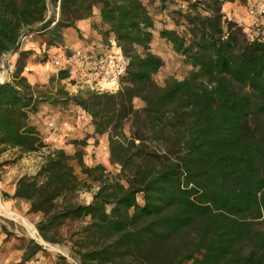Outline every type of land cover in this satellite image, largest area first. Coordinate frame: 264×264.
<instances>
[{"label":"trees","instance_id":"1","mask_svg":"<svg viewBox=\"0 0 264 264\" xmlns=\"http://www.w3.org/2000/svg\"><path fill=\"white\" fill-rule=\"evenodd\" d=\"M179 1L186 8L170 11ZM224 1L246 0H0V66L5 54L18 53L12 80L0 83V153L48 147L30 116L42 105L70 103L94 133L107 135L110 162L119 166L112 174L85 165L82 149H49L34 174L17 179L12 196L2 194L40 215L43 241L60 243L65 223L82 222L67 238L78 264H264V39L248 38L224 15ZM95 7L102 43L112 40L128 58L119 88L70 94L31 85L23 71L33 53L19 49L20 35L44 33L41 45L56 52L34 60L49 62L66 46L63 29ZM160 13L176 27H157ZM154 30L191 66L187 77L154 80L164 65L150 50ZM70 78L60 68L50 82ZM90 184L91 201L78 202ZM2 229L8 240L13 232ZM18 246L20 264L45 252L31 238ZM55 264L70 263L60 254Z\"/></svg>","mask_w":264,"mask_h":264},{"label":"crops","instance_id":"2","mask_svg":"<svg viewBox=\"0 0 264 264\" xmlns=\"http://www.w3.org/2000/svg\"><path fill=\"white\" fill-rule=\"evenodd\" d=\"M180 4L178 6L184 7V1H179ZM264 2V0H246L245 4H241L238 1H224L222 4V11L224 15L239 24L240 26L251 25L256 22L261 29L264 28V17H259L257 15H249L247 12L248 7L250 6H259L260 3ZM163 15L165 19L163 18ZM155 22L157 27L164 28H174L176 27L173 22L169 19V17L164 14H155ZM160 18H163V23L158 22ZM100 15L99 8L95 7L93 9V15L87 19H82L76 22L75 27L64 28L62 31L63 34V44L66 45L69 49H76L79 47H85L86 45L91 44H99L105 40V37L100 33L99 29L100 25ZM158 41H164V39L159 38L157 30L153 31L152 41L150 43V50L160 55L159 49L155 46ZM22 49L32 51V56L30 61L25 67L23 71V75L26 77L27 81L31 85H46L49 81L50 76H56L58 69L49 67L48 62H36L34 60L37 55L41 52L45 51L48 54H54L56 52L55 49H46L44 45H39L32 40H27ZM14 54L11 55L10 60L14 61ZM50 68V70L48 69ZM82 88V86H79ZM52 105H42L40 110L30 116V123L34 125L39 131L40 135H44L42 140L50 145V148H62L67 154L72 155L76 150L74 149V144L70 138H80L85 139L86 144L80 146L83 150V162L87 164L89 167H93L97 164L104 165L106 161L109 160V150H108V139L106 134H96L93 132V126L90 123V119L83 113H81L78 119L74 121H70V125L74 128V130L70 132L60 131L57 134H46V127L44 122L46 119L48 120L52 117V113L54 112L52 109ZM49 108V109H48ZM76 111H79L77 107H75ZM48 110L51 114H49ZM65 118V117H64ZM77 124L75 127L74 124ZM11 159L10 163L7 164L6 170V179H3V183L5 185L1 187V192L6 193L9 196H12L15 191V183L18 178L23 175L34 174L42 164V161H36L34 164L24 167L25 159ZM27 161V160H26ZM71 163V161H70ZM73 166V163H71ZM74 168V166H73ZM75 174L76 171L74 170ZM11 181L9 185L6 183ZM7 198V197H6ZM10 201H21L18 199L7 198ZM37 214V213H36ZM39 215V214H37ZM2 226H5L8 231L16 232L15 230H11L8 226L4 224V222L0 221V264H20L21 256L23 249L19 246H12V243L7 240L6 233L3 231ZM15 236H18L15 234ZM35 240V239H34ZM36 241V240H35ZM38 242V241H37ZM42 244L41 242H38ZM44 246V244H42ZM44 249L48 251V249L44 246ZM57 258L54 256L52 251L43 252L38 251L33 258L29 261H25L24 264H55Z\"/></svg>","mask_w":264,"mask_h":264},{"label":"rangeland","instance_id":"3","mask_svg":"<svg viewBox=\"0 0 264 264\" xmlns=\"http://www.w3.org/2000/svg\"><path fill=\"white\" fill-rule=\"evenodd\" d=\"M180 3V2H178ZM241 4H245L246 6V1L244 3L241 2ZM170 5V6H169ZM184 7L178 6L176 4H168L170 11H176L178 9H185L187 4H184ZM165 23V22H164ZM244 31V30H243ZM245 33V32H244ZM246 34V33H245ZM248 37V36H247ZM249 38V37H248ZM37 39L35 43L41 45L44 43V40L47 39V36H44V33H33L30 34L27 40H33ZM155 46L159 49L160 51V57L162 58L164 65L163 68L153 76L154 80L159 84L163 85L165 80L173 76L177 79H183L184 77H187L191 71V66L188 65L183 56L175 54L171 47L167 45L164 41H158ZM23 47V45H22ZM21 47V49H22ZM43 52L40 53V55ZM15 59L14 61L11 60V62L16 61L18 53H14ZM49 67L54 68V66L48 62ZM15 67V65H14ZM50 70V68H48ZM58 69V68H57ZM73 70H79L77 65L73 66ZM14 71V70H13ZM85 73L86 71H78L76 74L73 72L71 74V78L74 81H71L70 79L66 80H61L57 81L56 79L53 80V82H50V78L53 76H50L49 81L46 85H37L40 89L44 91H49L51 90L52 92L59 87H63L65 90H67L70 94H75L78 91H83L87 89V76H80L79 74ZM13 74V73H12ZM75 77H77V81L75 80ZM12 80V78H11ZM10 80V81H11ZM92 81V80H90ZM82 85V88H79V86ZM135 108H140L143 106V102L140 99H134L133 102ZM49 105V104H48ZM47 105V107H48ZM50 109H52L54 112L52 113V117H50L48 120L44 122L45 127L47 129L46 134H57L60 131L65 130V132H70L74 130V128L70 125V121H74L75 119H78L80 117V114L78 111H76L75 106L72 104H68L66 106L59 104V105H52ZM49 109V108H48ZM49 114L50 111L48 110ZM65 117V118H64ZM53 121L54 122V127L50 128L48 126V122ZM64 123H66L64 125ZM74 126L76 127L77 124L75 123ZM127 129V128H126ZM41 139L44 137V135H40ZM80 138L79 140H81ZM69 140H78V138H70ZM43 141V140H42ZM44 142V141H43ZM45 143V142H44ZM47 144V143H46ZM48 147H43L38 149L37 151L33 152H28V153H22L18 149H7L3 152L0 153V200L1 202L11 209L13 212L16 214L24 217L27 219L31 224L33 225V234L26 228V226L17 219H10L9 217L2 216L0 215V221L4 222L6 226H8L11 230H15L16 232H13V234L8 236V240L12 243V246H18L22 243L27 242L28 239H35L36 241L40 242L41 238L38 235L37 229H36V223L40 219V215L29 213L28 208L29 204L25 201H10V199H7L6 197H3L2 192H1V187L5 185V182L3 183V179H6V168L7 164L10 163L11 159H25L24 160V167H27L29 165L34 164L36 161H44L45 155L47 154L48 150L51 149L50 145L47 144ZM55 149V148H53ZM74 149L78 150L81 149L79 146L74 144ZM13 160V161H14ZM27 160V161H26ZM12 162V161H11ZM71 163H73L74 170L76 171V175L78 176L79 179L85 180L86 176L81 172V167L76 161V159H72ZM87 165V164H85ZM106 171H109L112 174H117L119 172V166L116 164H112L110 162V159L105 162L104 164ZM32 175V174H29ZM11 181H8L6 184L9 185ZM88 183H90L88 181ZM96 190V184H90V186L83 187L76 195V200L82 204L89 203L92 199L93 193ZM138 201L141 202L140 196H138ZM21 222V223H20ZM83 223L80 221H74V222H67L65 223L62 228H61V235L64 238V240L60 243H50L44 241L42 244L48 249V251H52L54 256L57 258L58 255H64L66 257V260L70 264H78L77 258L72 254L71 248H70V242L67 239L69 234L77 230ZM17 234L18 236H15ZM45 252L48 253L47 250H44Z\"/></svg>","mask_w":264,"mask_h":264},{"label":"built area","instance_id":"4","mask_svg":"<svg viewBox=\"0 0 264 264\" xmlns=\"http://www.w3.org/2000/svg\"><path fill=\"white\" fill-rule=\"evenodd\" d=\"M247 12L249 15L264 17V2L260 3L259 6L248 7ZM243 30L250 39H264V28L261 29L256 22L251 25H245ZM28 37L26 31L20 35L18 41L19 49H21ZM59 50L60 52L49 62L58 69L68 68L70 75L73 72L76 74L78 71H86L79 75L89 78L86 81L87 89L96 91H116L119 88V80L127 68L128 58L115 46L112 40L109 45L95 43L86 45L84 48L69 49L65 46ZM12 54L14 53H7L2 59V64L0 66V83L10 81L12 78L15 65V63L10 60ZM74 65H77L79 70L74 71ZM75 80L77 81V77H75ZM65 124L66 123H64V125ZM48 126L53 128L55 126L54 122L49 121Z\"/></svg>","mask_w":264,"mask_h":264},{"label":"bare ground","instance_id":"5","mask_svg":"<svg viewBox=\"0 0 264 264\" xmlns=\"http://www.w3.org/2000/svg\"><path fill=\"white\" fill-rule=\"evenodd\" d=\"M0 215L2 216H6L9 217L10 219H17L20 220L25 226L26 228L31 232V234H33V225L31 224V222H29L27 219H25L24 217L16 214L15 212H13L11 209H9L8 207H6L0 200ZM20 222V223H21Z\"/></svg>","mask_w":264,"mask_h":264},{"label":"water","instance_id":"6","mask_svg":"<svg viewBox=\"0 0 264 264\" xmlns=\"http://www.w3.org/2000/svg\"><path fill=\"white\" fill-rule=\"evenodd\" d=\"M32 30V28H30V29H28V30H26V32H30ZM41 241V243H43L44 241L42 240V238L40 239Z\"/></svg>","mask_w":264,"mask_h":264}]
</instances>
